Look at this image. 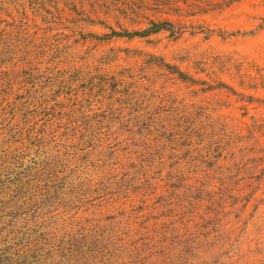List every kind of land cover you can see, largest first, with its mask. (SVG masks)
I'll list each match as a JSON object with an SVG mask.
<instances>
[{
	"label": "rangeland",
	"instance_id": "obj_1",
	"mask_svg": "<svg viewBox=\"0 0 264 264\" xmlns=\"http://www.w3.org/2000/svg\"><path fill=\"white\" fill-rule=\"evenodd\" d=\"M0 264H264V0H0Z\"/></svg>",
	"mask_w": 264,
	"mask_h": 264
}]
</instances>
